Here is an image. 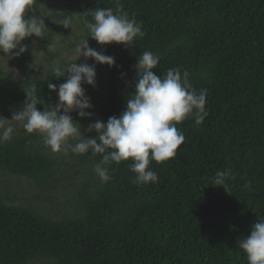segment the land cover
<instances>
[{"label": "trees", "instance_id": "1", "mask_svg": "<svg viewBox=\"0 0 264 264\" xmlns=\"http://www.w3.org/2000/svg\"><path fill=\"white\" fill-rule=\"evenodd\" d=\"M70 1L68 12L45 21L46 34L68 39L70 28L60 25L61 19L79 13L84 24L85 12L116 7V0ZM120 3L130 17L142 22L146 34L129 47L101 45L85 28L83 39L89 38V45L113 57L115 64L78 63L94 65L96 76L105 69L106 90L102 106L90 110L91 118L80 123L78 113L72 112L73 119L87 130L97 119L106 123L109 117H119L136 90L134 66L144 51L160 57L153 70L158 76L180 67L190 73L197 92L208 90L207 115L202 124L188 118L177 125L185 142L174 158L151 161L149 167L159 178L155 183L134 184L130 160L105 165L111 179L103 182L93 170L101 154L72 153L69 158L90 168L79 193L77 217L55 221L0 198V264H248L238 242L264 219V0ZM42 4L43 0H34L36 15ZM24 44L28 51L15 56L20 76L0 78L4 111L19 110L27 98L25 91L33 86L41 111L54 105L58 94L47 85L58 87L68 75L57 79L52 72L56 54H50L45 77L34 78V45ZM96 136L88 132L86 137ZM42 143L41 135L24 130L0 144V172L40 185L53 183L57 162L41 151ZM227 169L235 177L228 181L232 194L209 184L217 171ZM92 188L96 190L90 192Z\"/></svg>", "mask_w": 264, "mask_h": 264}, {"label": "clouds", "instance_id": "2", "mask_svg": "<svg viewBox=\"0 0 264 264\" xmlns=\"http://www.w3.org/2000/svg\"><path fill=\"white\" fill-rule=\"evenodd\" d=\"M33 4L34 0H0V52L19 57L28 51L27 45L23 44L26 38L46 37L45 20L35 14ZM84 16L89 37L101 45L115 43L129 47L137 37L146 34L142 31V22L134 16L130 17L120 0H116L115 9L97 7L85 12ZM88 16L91 20L87 19ZM59 24L69 28L71 17L66 16ZM47 51H55L52 43ZM75 53L77 59L66 68H52L57 79L68 74L65 82L58 87L51 82L47 85L50 91L57 92L58 101L54 105L47 104L41 111L35 86L25 91L27 98L22 107L13 112L12 119L0 120V143L12 139L15 128L6 122L15 121L26 133L41 135L44 144L54 153L85 154L91 150L93 156L101 154L102 158L93 170L103 182L111 179L105 165L129 160L130 171L135 174L134 184L158 182V174L149 167L151 161L163 163L176 156L185 142L178 124L188 118H192L197 125L203 123L207 115L208 90L197 92L190 83V73L180 67L169 68L158 76L153 70L159 65L160 57L151 51H144L137 57L134 66L136 90L129 96L126 109L119 117H109L106 123L99 119L90 123L87 131L96 132L97 136L89 138L82 133L81 124L73 119L71 113L77 112L81 118L94 115L87 111L93 105L82 85L94 86L96 71L94 65L75 62L84 57L112 66L115 59L90 47L89 38L77 43ZM230 179H235L231 169L217 171L209 178V184L223 187L232 194L228 183ZM238 246L246 254L248 264H264V219L253 226L249 236L239 240Z\"/></svg>", "mask_w": 264, "mask_h": 264}, {"label": "rangeland", "instance_id": "3", "mask_svg": "<svg viewBox=\"0 0 264 264\" xmlns=\"http://www.w3.org/2000/svg\"><path fill=\"white\" fill-rule=\"evenodd\" d=\"M70 0H43L42 8L39 13L40 16L47 19H56L62 13L68 12L71 9ZM69 38L56 37L53 32L45 33V36L50 37V43L55 47L54 52H48L47 48L50 44L46 43L45 38L30 37L23 41V44L30 41L34 45L32 51L31 68L33 70L34 78L45 77L48 69L49 62L47 58L50 54L56 56L52 61V66H59L66 68L68 64L74 62L77 59L75 53V47L79 41H81L85 34V27L81 20L80 14L76 13L71 18ZM46 43V44H45ZM90 46V45H89ZM95 49L93 46H90ZM15 52V50H14ZM94 60L92 58L81 57L80 60L75 63L82 61ZM3 75L8 78H18L20 76V70L18 68L17 60L15 55L9 56L3 52H0V78ZM106 70L103 69L101 73L95 77L96 83L92 88L85 89L86 95L90 98L93 108H99L103 104V97L106 90ZM137 73L134 70L132 76V87L135 88ZM14 111H4L0 109V120L3 118L12 119ZM79 122L83 119L78 115ZM6 124L14 126L15 131L13 137L19 136L23 133L24 129L22 126L15 121H7ZM82 133L87 136L88 131L81 126ZM7 142V141H6ZM2 142L0 144H4ZM75 143L76 141H70ZM41 151L48 156L54 158L57 162L55 181H50L44 184H36L31 182L26 177H19L16 175H9L1 171L0 172V198H3L6 203L13 206H23L26 209L35 210L38 213L45 215L46 217L55 221L62 220L66 217H77L80 214L78 208V200L80 190L83 188L84 183L87 182L89 170V164L82 165L76 160H72L69 156L72 154L69 152L67 155L61 153H54L51 149L42 143ZM69 158V159H68ZM96 188L90 189V192H94ZM238 250L242 251L239 248ZM36 264H50L47 261H39Z\"/></svg>", "mask_w": 264, "mask_h": 264}]
</instances>
